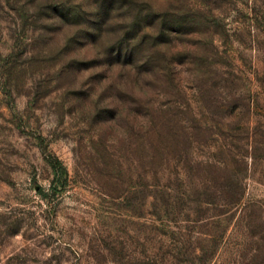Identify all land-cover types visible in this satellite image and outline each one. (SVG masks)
I'll list each match as a JSON object with an SVG mask.
<instances>
[{
    "label": "rangeland",
    "instance_id": "rangeland-1",
    "mask_svg": "<svg viewBox=\"0 0 264 264\" xmlns=\"http://www.w3.org/2000/svg\"><path fill=\"white\" fill-rule=\"evenodd\" d=\"M170 1L208 19L175 41V51L192 50L191 62L178 63V87L156 92L157 106L177 100L189 108L184 117L192 108L203 112L198 119H219L203 108L211 104L198 93L206 82L218 103L232 96L260 103L253 124L264 129V0L151 4L163 10ZM61 3L81 8L83 23L50 13ZM134 6L113 18V33L98 44L122 35ZM91 8L88 0H0V264H264V147L241 205L208 192L194 163L173 159L181 148L173 140L157 151V174L144 179L143 167L154 164L148 120L127 118L111 99L117 70L92 67L104 46L83 39ZM194 54L210 56L209 64L197 65ZM73 59L91 65L65 70ZM115 107L122 115L104 119ZM52 157L66 170L60 183Z\"/></svg>",
    "mask_w": 264,
    "mask_h": 264
},
{
    "label": "trees",
    "instance_id": "trees-1",
    "mask_svg": "<svg viewBox=\"0 0 264 264\" xmlns=\"http://www.w3.org/2000/svg\"><path fill=\"white\" fill-rule=\"evenodd\" d=\"M88 2L92 7L90 12L92 19L88 20L89 24L85 26L86 33L83 39L94 47L97 45L96 48H99L98 45L104 46V50L98 52L97 57L92 60V67L103 66L111 71L117 70L115 82L113 86L111 85V99L127 111L125 113L127 118L133 115L148 120L144 124L143 132L150 162L154 164L150 168L143 167L144 179L149 172L157 174L155 164L157 151H161L164 146L168 147V142L173 140L175 145L181 146L179 150L171 153L174 155L173 159L179 156V161H184L186 166L194 163L190 169L198 168L205 173L202 184L208 192L213 196L221 195L228 205H241L250 173L252 174L251 169L257 160L261 159L258 152L264 147L263 124H253V117L257 116L256 110L260 109V103L253 104L250 100L244 102L242 96L237 98L232 96L234 98L232 101L218 103L212 99L215 85L210 87L204 82L199 86L198 93L202 100L211 99V104L204 105L203 108L208 112L212 109L220 112L219 119H198L196 115L203 112H194L192 108L189 111L190 116L184 117L183 109L189 108L180 106L177 100L160 103V106L156 104L155 94L162 93V87L172 92L177 89L175 76L178 63L191 62L187 59L190 57L188 52L192 53V50L175 51L173 49L175 41L196 32L195 26L206 23L208 17H203L204 12L201 10L187 9L171 1L170 6L163 10H156L151 0L137 1L139 3L137 7L132 0ZM131 5L135 7L137 15L126 17L129 23L120 29L123 31L122 35L98 44L101 38L113 33L110 31L113 18H118L121 13H127ZM48 8L63 24L83 23V20H80L79 7L61 3L49 5ZM123 9L127 10L124 12ZM196 17L198 20H194ZM196 54L192 56L195 57L197 65L209 64L210 56ZM91 64L86 65L73 59L65 70L69 68L74 70L76 67L77 70H82ZM88 94L86 91L84 95ZM101 115H107L104 119L108 117L115 119L122 114L115 107L105 109ZM261 115L264 117V114ZM187 149L191 150L194 156L199 152H205L206 158L203 157L200 161L192 156L187 158L185 155ZM249 158L252 160L250 164ZM50 163L56 175L53 183H60L61 175L66 170L56 158L52 157ZM51 191L52 193L57 191V186H53ZM250 207L251 205L243 208L242 220L251 216L247 214ZM8 231H11V227Z\"/></svg>",
    "mask_w": 264,
    "mask_h": 264
}]
</instances>
